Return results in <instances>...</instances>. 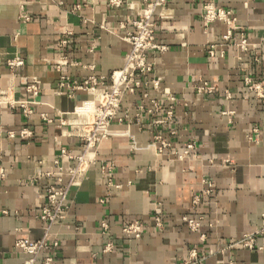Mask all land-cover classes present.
Listing matches in <instances>:
<instances>
[{
  "label": "crops",
  "instance_id": "0c3cea01",
  "mask_svg": "<svg viewBox=\"0 0 264 264\" xmlns=\"http://www.w3.org/2000/svg\"><path fill=\"white\" fill-rule=\"evenodd\" d=\"M117 1L0 0V93L32 110L0 102V264H24L29 255L16 241L48 233L59 247L39 262L180 264L195 249L204 264H264V0H171L158 9L156 39L166 50L149 53L142 78L160 87L124 95L82 182L69 188L65 218L49 230L41 218L58 166L77 163L61 150L83 153L69 121L96 95L78 86L91 76L111 84L149 0ZM207 4L233 12L230 38L226 23L204 25ZM16 57L23 65L12 67ZM33 81L37 96L27 90ZM168 96L176 98L171 119ZM158 137L169 147L161 151ZM184 217H203L200 230ZM134 220L140 238L124 233ZM250 234L254 248L233 245Z\"/></svg>",
  "mask_w": 264,
  "mask_h": 264
},
{
  "label": "built area",
  "instance_id": "2783aa9c",
  "mask_svg": "<svg viewBox=\"0 0 264 264\" xmlns=\"http://www.w3.org/2000/svg\"><path fill=\"white\" fill-rule=\"evenodd\" d=\"M171 0H149L143 8L142 15L134 22V31L130 33L126 40L130 43L131 49L125 58L124 65L113 71L111 75L112 82L110 85H103L95 76L89 77L84 83L78 87L85 88L92 91L96 95V100L92 102H85L78 107L76 113L77 118L69 121L71 133L79 140L83 147V153L73 154L68 153L66 149H62L60 157H69L76 161V166L72 168L59 167L56 173V184H52L45 190V197L47 204L43 208L41 218L45 220L49 228L56 224L59 220L65 218V213L68 210V191L73 185H78L82 182L85 173L92 162L90 155H95L97 148L101 141L108 135L109 127L112 120L117 114L121 105L122 98L126 93L134 94L141 90L144 86H151L153 89L160 87L158 79L144 80L143 75L151 72L152 65L149 63V53L151 51H164L166 47L159 44L156 39L154 14L158 9L164 8ZM114 4H119L117 0H113ZM230 9L218 8L213 4L205 6L204 25L209 27L216 21H221L229 25L228 38L232 36L235 27V18ZM241 46L247 45V40L243 37L240 42ZM13 66L23 65V60L16 57L9 61ZM248 84L254 90L259 89V85L251 79H247ZM150 88V89H151ZM27 90L34 96H37L40 90V85L37 81H33L28 85ZM167 101L170 103L164 104L166 109V119H171L173 114V102L176 100L175 96H168ZM0 102L8 103L12 107H21L25 114L29 115L32 110L27 102L16 101L9 91H2L0 93ZM151 109L149 111L156 114L161 110V105L157 100H153ZM164 109V107H163ZM166 119L157 120L156 123H165ZM13 135L12 132H10ZM22 136H28L29 132L23 130ZM161 141L160 150L169 147V143L158 137ZM192 145L188 147L191 149ZM189 152L188 150L185 151ZM59 164V161H57ZM213 184L207 182L206 194L213 192ZM199 202V196L195 199V204ZM203 217L197 219L184 217L188 226L192 231H199ZM104 228L108 227L104 224ZM143 224L140 221L134 220L124 226V233L135 238H140L143 232ZM49 233L43 239L38 241H30L26 239H19L16 241V248L21 252L29 255V258L24 264H60L54 260L53 256H46L42 262L38 261L40 253L55 250L59 247L57 238H53ZM244 244L246 247L254 248L256 246L255 236L253 234L245 235V237L233 245ZM112 247L107 245L106 250ZM205 256L200 254L197 250H192L189 259L180 264H204Z\"/></svg>",
  "mask_w": 264,
  "mask_h": 264
}]
</instances>
